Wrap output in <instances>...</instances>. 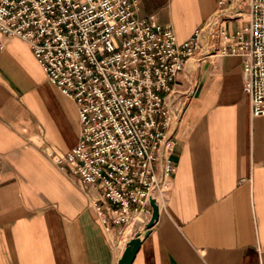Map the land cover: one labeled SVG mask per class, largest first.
I'll list each match as a JSON object with an SVG mask.
<instances>
[{"label":"crops","instance_id":"1","mask_svg":"<svg viewBox=\"0 0 264 264\" xmlns=\"http://www.w3.org/2000/svg\"><path fill=\"white\" fill-rule=\"evenodd\" d=\"M141 0L138 14L171 23L179 42L216 19L247 22L241 0ZM227 13V15L223 13ZM0 264H118L137 232L131 264H264V114L250 119L238 54L192 55L177 75L176 170L168 198L144 236L152 208L104 228L87 187L49 151L79 140L73 98L47 78L30 44L0 38Z\"/></svg>","mask_w":264,"mask_h":264},{"label":"built area","instance_id":"2","mask_svg":"<svg viewBox=\"0 0 264 264\" xmlns=\"http://www.w3.org/2000/svg\"><path fill=\"white\" fill-rule=\"evenodd\" d=\"M140 1L0 0V38L26 40L49 81L77 105V144L48 153L101 190L110 215L95 209L106 230L109 218L123 223L152 208V198L165 205L176 170L169 97L198 49L241 55L249 117L264 114V0H241L248 18L234 30L210 19L204 45L199 32L179 42L171 23L139 16Z\"/></svg>","mask_w":264,"mask_h":264},{"label":"water","instance_id":"3","mask_svg":"<svg viewBox=\"0 0 264 264\" xmlns=\"http://www.w3.org/2000/svg\"><path fill=\"white\" fill-rule=\"evenodd\" d=\"M151 206H152L151 217L148 220V222L145 224L144 236L148 234L151 226L155 223L156 219L159 216V206H158L157 201L154 198L151 199ZM141 240H142V233L137 232L134 235V237H132L127 242L126 247L118 260V264H131L132 263L135 257V254L141 244Z\"/></svg>","mask_w":264,"mask_h":264},{"label":"rangeland","instance_id":"4","mask_svg":"<svg viewBox=\"0 0 264 264\" xmlns=\"http://www.w3.org/2000/svg\"><path fill=\"white\" fill-rule=\"evenodd\" d=\"M138 216V218H134L135 216ZM134 218V220H138L141 218V216L139 215V213H134L133 217L129 220V222Z\"/></svg>","mask_w":264,"mask_h":264}]
</instances>
